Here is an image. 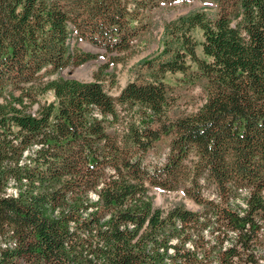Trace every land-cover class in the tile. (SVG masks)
<instances>
[{
    "label": "trees",
    "instance_id": "1",
    "mask_svg": "<svg viewBox=\"0 0 264 264\" xmlns=\"http://www.w3.org/2000/svg\"><path fill=\"white\" fill-rule=\"evenodd\" d=\"M180 1L0 0V264H264V0L167 22L118 96L51 78L116 66ZM167 72L201 83L197 111L170 112ZM156 188L199 209L155 208Z\"/></svg>",
    "mask_w": 264,
    "mask_h": 264
},
{
    "label": "rangeland",
    "instance_id": "2",
    "mask_svg": "<svg viewBox=\"0 0 264 264\" xmlns=\"http://www.w3.org/2000/svg\"><path fill=\"white\" fill-rule=\"evenodd\" d=\"M198 10L204 11L207 15L213 17L215 16L216 4L213 0H192L188 3L180 1L172 5L168 4L165 5V7L158 8L153 11L155 21L150 35L146 36L143 42L137 44L134 50L116 66H110L105 72H100L101 69L105 70V61L99 56L82 64L70 65L59 73L52 75L51 78H70L80 81H91L94 79L97 72L103 81L105 90H107L111 96H118L119 92L128 82L136 80L138 76H148L145 71L140 74L139 71L143 69L141 62L144 60H151V58L155 57L160 52L164 25L169 21L181 17V15H185L189 12H196ZM193 35L197 42V54L202 56V46L200 45L202 31L198 28L194 29ZM70 46L73 51L79 49L85 52H97L90 44L83 41H76L75 39L70 40ZM164 78L165 82L172 86L173 97L169 105L171 113L175 115H184L194 113L199 109L206 95L202 89L201 83H189L183 79L180 73L167 72ZM40 98L41 103L55 100L52 91H46ZM165 152L166 143H162L158 146L157 152L152 153L150 156L152 159L159 158L162 157ZM149 196L155 208L159 207L163 210H168L174 205L181 204L193 210L199 209L195 201L188 197L186 198L181 190L170 192L156 188L150 191Z\"/></svg>",
    "mask_w": 264,
    "mask_h": 264
}]
</instances>
